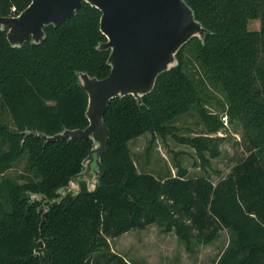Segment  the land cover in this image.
Masks as SVG:
<instances>
[{
	"label": "trees",
	"instance_id": "1",
	"mask_svg": "<svg viewBox=\"0 0 264 264\" xmlns=\"http://www.w3.org/2000/svg\"><path fill=\"white\" fill-rule=\"evenodd\" d=\"M185 1L208 30L204 40L193 37L180 49L142 104L132 95L111 100L105 174L93 190L81 181L78 193L62 189L82 170L93 141L45 142L36 133L89 124L79 75L102 79L111 69L110 50L98 49L107 40L101 11L84 2L73 18L45 26L39 42L20 47L0 32V102L13 123L0 121V174L24 160L34 175L0 181V264H132L111 239L150 225L174 232L190 252L228 230L215 264H264V0ZM30 2L0 0V16L18 15ZM255 20L259 30L250 29ZM203 76L224 94L221 110L240 123L246 155L217 183L206 173L190 175L176 157L175 175L139 172L130 142L146 133L150 146L169 135L190 145L205 172L221 155L225 124L207 109L214 96ZM193 110L205 131L179 137L175 123Z\"/></svg>",
	"mask_w": 264,
	"mask_h": 264
},
{
	"label": "water",
	"instance_id": "2",
	"mask_svg": "<svg viewBox=\"0 0 264 264\" xmlns=\"http://www.w3.org/2000/svg\"><path fill=\"white\" fill-rule=\"evenodd\" d=\"M84 2L101 11L100 30L107 40L98 49L110 50V73L102 79L79 75V85L88 94L86 128L66 129L52 136L36 133L45 142L93 141L82 170L62 189L65 195L69 190L80 192L81 181L93 190L105 174L101 159L108 149L109 128L104 115L111 100L132 95L142 104L159 75L177 64L180 49L193 37L204 40L208 31L185 0H31L18 15L0 16V32L6 33L13 47L29 40L39 42L45 26H58L73 18Z\"/></svg>",
	"mask_w": 264,
	"mask_h": 264
},
{
	"label": "rangeland",
	"instance_id": "3",
	"mask_svg": "<svg viewBox=\"0 0 264 264\" xmlns=\"http://www.w3.org/2000/svg\"><path fill=\"white\" fill-rule=\"evenodd\" d=\"M261 23L259 20L251 22L250 29L259 30ZM205 87L208 93L214 96L207 109L212 113L217 112L222 117L225 129L218 135L225 137V142L221 146V155L212 159L211 169L203 171L198 166V158L193 148L188 144H183L172 135L166 138L156 136L154 144L149 145L153 136L146 133L130 142L135 163L139 172H150L157 178L166 176L168 170L173 175L177 173L175 167V157L188 169L189 174L198 176L209 174L214 183L227 176L233 166L246 155L241 146L242 127L238 121L231 122L221 110L220 102H224L225 97L219 88L213 87L209 80L203 76ZM216 107H219L217 110ZM0 121H5L8 126H12L10 116L3 109L0 102ZM175 132L179 137H190L201 134L205 131L199 112L190 111L175 123ZM19 183H24L28 177H34L32 172L25 170V161H20L16 166L6 172L4 176ZM75 189V187H74ZM230 240L228 230H223L219 238L210 245L196 244L194 251L186 249L174 232H163L156 225L147 226L144 229H134L121 236L111 239L112 250L127 258L132 264H215L219 255L226 248Z\"/></svg>",
	"mask_w": 264,
	"mask_h": 264
}]
</instances>
